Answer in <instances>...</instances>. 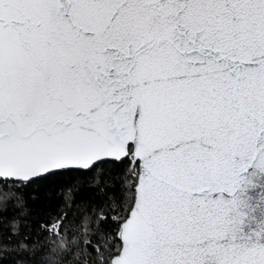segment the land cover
<instances>
[{"label":"snow or ice","instance_id":"6c2138e0","mask_svg":"<svg viewBox=\"0 0 264 264\" xmlns=\"http://www.w3.org/2000/svg\"><path fill=\"white\" fill-rule=\"evenodd\" d=\"M257 212L264 0H0L3 264H264Z\"/></svg>","mask_w":264,"mask_h":264},{"label":"water","instance_id":"95a60500","mask_svg":"<svg viewBox=\"0 0 264 264\" xmlns=\"http://www.w3.org/2000/svg\"><path fill=\"white\" fill-rule=\"evenodd\" d=\"M261 193V189L260 188H256L254 189L250 194L253 198H256L259 194ZM255 221L253 223H251L250 225L245 224L244 225V230H248V228L250 227L251 229H255L257 223H259L260 221L264 220V216H261L259 214V212L255 213Z\"/></svg>","mask_w":264,"mask_h":264},{"label":"trees","instance_id":"16d2710c","mask_svg":"<svg viewBox=\"0 0 264 264\" xmlns=\"http://www.w3.org/2000/svg\"><path fill=\"white\" fill-rule=\"evenodd\" d=\"M0 264H3V261H0Z\"/></svg>","mask_w":264,"mask_h":264}]
</instances>
